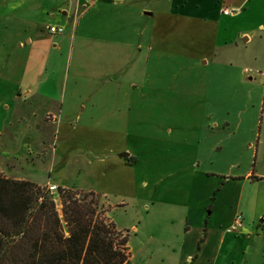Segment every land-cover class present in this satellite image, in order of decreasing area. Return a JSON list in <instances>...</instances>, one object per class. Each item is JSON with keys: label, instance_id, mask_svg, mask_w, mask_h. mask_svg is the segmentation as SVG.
Returning <instances> with one entry per match:
<instances>
[{"label": "rangeland", "instance_id": "374dc122", "mask_svg": "<svg viewBox=\"0 0 264 264\" xmlns=\"http://www.w3.org/2000/svg\"><path fill=\"white\" fill-rule=\"evenodd\" d=\"M42 1L23 15L1 14L0 0L2 177L47 189L61 172L63 185L96 194L117 227L140 228L142 235L129 239L135 251L144 244L137 217L146 193L182 189L179 168L196 161L202 171L224 176L256 170L264 151V0L96 3L85 17L71 13L68 22L57 11L70 0ZM51 6L68 24V35L47 36L45 27L54 22L45 11ZM224 8L234 15L223 17ZM41 30L48 39L28 46L24 31ZM243 33L251 40L245 42ZM48 40L56 48L47 69L37 70ZM47 78L51 85L35 86ZM72 80L88 86L71 93ZM26 85L66 101L70 110L62 122L56 126L57 118L36 109L35 115L22 111L18 91L29 90ZM59 128L77 129L74 139L84 143L58 146L54 161ZM123 153L134 156L132 166L123 165ZM103 190L110 196L100 195Z\"/></svg>", "mask_w": 264, "mask_h": 264}, {"label": "crops", "instance_id": "0c3cea01", "mask_svg": "<svg viewBox=\"0 0 264 264\" xmlns=\"http://www.w3.org/2000/svg\"><path fill=\"white\" fill-rule=\"evenodd\" d=\"M11 1L5 0L2 3V5L5 4L2 6L5 10L1 14L7 11L11 14L22 12L25 15L30 11L29 8L34 7L36 2L39 3L42 0ZM70 1L67 4L63 3L57 11L58 15L62 14L67 22L71 18V13L74 18L78 15L82 18L95 9L96 3H114L112 0ZM127 1L124 2V5ZM51 7V9L47 8L45 12L48 17L53 19L54 23L48 24L45 29L47 30L50 26L62 27L64 29L62 35H68V24L59 19L55 15L56 11L53 6ZM145 15L152 17L151 13L145 12ZM74 29L72 27V31L69 32L70 36ZM45 34L42 30L35 34L24 31L22 36H24L23 39L28 46L35 47L36 44L48 39ZM47 36L59 37L49 34L48 31ZM242 36H244L245 42L251 40V36L247 33H243ZM48 42L49 49L45 52L43 59L39 61V67H36L37 70L40 67L47 69L48 59H50L48 54L56 48L55 45H50L51 40H48ZM21 45H24V42L19 47ZM51 71L53 70H49V72ZM67 82L68 80L66 85ZM49 84L51 85V81L47 78L37 82L35 86L40 87L43 85L47 87ZM26 86L29 87V90L25 91L23 88H19L18 91V96L25 105V109H22V111L35 115L36 109V112L42 115L48 113L52 114L54 119L57 118L56 126L59 122H62L63 113L70 110L66 105V101L62 103L54 101L50 98L48 92L44 91L39 94L38 88L35 89L33 85ZM87 86L88 82L72 80L69 90L71 93H75L77 90L75 88H79L82 93ZM21 93L23 94L21 95ZM31 97L32 106L29 107L30 102H27L26 99ZM78 118L79 112L76 115V119ZM76 131L77 129L60 132V128L55 131L56 141L53 142L54 147L51 154L54 161L58 159V146L84 143L83 138L74 139L73 134ZM262 145L264 146L263 140ZM60 154L59 161L63 159L64 155L62 152ZM123 154L120 155L124 160V164L123 162L122 164L132 166L130 162H135L134 156L129 153ZM256 167L254 172L248 171L244 176H224L213 171L212 173L202 171L200 164L196 165V161H193L191 165L187 164L185 168H179L178 174H184L181 178L184 182L182 189L177 191L154 189L147 192L144 197L143 209L139 212L140 216L137 217L141 221L143 220V247L135 251L129 247L131 234L137 236L141 232L137 225H132L129 229L128 227L122 228L116 225L118 231L129 230L128 249L131 263L138 264L137 260L140 263L141 260L146 258L145 263L143 261L141 264H264V151L257 159ZM54 178L59 181H50ZM62 178L60 172L58 176L52 175L48 181L55 183L58 187L69 188L61 183ZM179 184H181V181ZM147 185L145 183V187ZM99 193L102 196H110L108 191ZM131 194L136 196L137 193L132 192ZM131 198L134 199L133 196ZM121 204L123 205V203ZM239 215L243 219L241 231L237 234L228 233L227 229Z\"/></svg>", "mask_w": 264, "mask_h": 264}, {"label": "trees", "instance_id": "16d2710c", "mask_svg": "<svg viewBox=\"0 0 264 264\" xmlns=\"http://www.w3.org/2000/svg\"><path fill=\"white\" fill-rule=\"evenodd\" d=\"M255 163H253V167ZM0 175V264H132L127 231H118L98 196Z\"/></svg>", "mask_w": 264, "mask_h": 264}, {"label": "built area", "instance_id": "2783aa9c", "mask_svg": "<svg viewBox=\"0 0 264 264\" xmlns=\"http://www.w3.org/2000/svg\"><path fill=\"white\" fill-rule=\"evenodd\" d=\"M125 1L126 0H112V2L114 3H122ZM221 14L223 16H233L234 12L230 11L227 8H224L221 10ZM47 31L49 32V34L53 36L61 35L64 33V29L58 26H50L47 28ZM58 188L59 187L56 185H49L47 187L50 193H56L58 191ZM242 227H243V219H242V216L239 215L235 218L233 224L227 229V232L231 234H237L241 231Z\"/></svg>", "mask_w": 264, "mask_h": 264}]
</instances>
